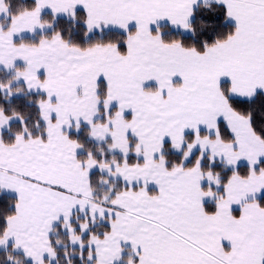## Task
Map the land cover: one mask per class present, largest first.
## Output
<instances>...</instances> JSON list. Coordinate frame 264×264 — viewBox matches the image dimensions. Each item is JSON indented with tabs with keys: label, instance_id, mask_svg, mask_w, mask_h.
<instances>
[{
	"label": "snow or ice",
	"instance_id": "1",
	"mask_svg": "<svg viewBox=\"0 0 264 264\" xmlns=\"http://www.w3.org/2000/svg\"><path fill=\"white\" fill-rule=\"evenodd\" d=\"M0 264H264V0H0Z\"/></svg>",
	"mask_w": 264,
	"mask_h": 264
}]
</instances>
